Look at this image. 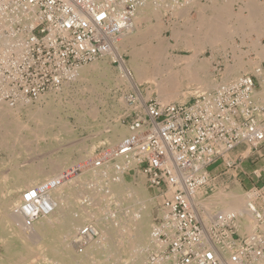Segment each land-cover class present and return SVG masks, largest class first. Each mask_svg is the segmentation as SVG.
<instances>
[{
    "label": "built area",
    "instance_id": "1",
    "mask_svg": "<svg viewBox=\"0 0 264 264\" xmlns=\"http://www.w3.org/2000/svg\"><path fill=\"white\" fill-rule=\"evenodd\" d=\"M144 2L0 0V102L36 100L68 82L76 69L116 52L114 44ZM258 80L262 85L264 63L189 103L161 105L146 99L124 119L130 135L110 150H98L92 167L101 168L114 157L131 161L134 166L127 165L122 174L136 172L163 200L155 225L160 230L152 233L162 248L154 251L158 254L150 264H264V182H258L264 176V154L258 156L263 165L251 173L254 185L245 189L256 208H251L256 226L250 234H238L234 212L206 221L197 202L212 164L234 166L228 155L239 145L263 149L264 103L253 97ZM35 192L22 194L21 211L30 224L42 215L30 209ZM95 235L83 227L76 246L82 248Z\"/></svg>",
    "mask_w": 264,
    "mask_h": 264
},
{
    "label": "bare ground",
    "instance_id": "2",
    "mask_svg": "<svg viewBox=\"0 0 264 264\" xmlns=\"http://www.w3.org/2000/svg\"><path fill=\"white\" fill-rule=\"evenodd\" d=\"M200 2L198 3L197 0L189 1L190 5L193 3V7L199 9L198 19L195 18L197 19L195 23L191 22L192 24H189L188 22L187 28L183 27L185 28L184 30H181L179 25L173 26L174 28L170 27V37L176 44L173 42L174 44H168V47H185L190 50V56L174 55V57L165 60L152 58L165 53V44L163 45L162 42L157 47L147 48L146 51L142 49L143 46H141V49H133L132 47L135 45V42H139L141 34L138 33L139 36L135 34L131 37L127 35L134 31V29L138 32L140 30V21L148 20L152 16L158 22L156 28H151L152 30L149 31V34L154 38H156L155 36L159 37L158 32L166 28H163L161 23H159L160 13L163 9L169 12L171 16L172 10L177 15L182 9L180 8V11H175L179 7L177 0H145L143 5L138 8L134 18L131 20V25L127 27V35L125 33L122 34L120 41L113 46L116 48V56L112 53L114 51H112L100 59H116L119 62L120 74L118 75V84L123 85L127 90L130 89L135 97L133 100L135 101L134 104L130 103L132 99L130 95L124 94L125 96L121 99L119 97V100L115 101V103L116 105H122V107H118V109L127 108L126 110L129 112L131 109L136 110L139 108L137 107L138 104H142L147 99L146 96L141 97L139 90V84L144 81L154 86L156 101L161 105L183 101L187 95L195 96L206 93L213 86V82L210 80L212 76L208 73V68L211 59L215 55L214 53H219L218 50L220 48L227 47V53L231 50L232 53L235 51L231 55L235 56L237 67L243 65L241 61L243 53L232 44L231 38L236 35L238 36L243 27H255L254 24L260 21L252 22L255 11L249 10L250 15L248 18H244L241 16V7L240 13L233 11V0H210L209 6L207 4L202 5ZM257 2L247 0L244 5H246V9H255L254 7H258V4L261 3L257 4ZM189 3L187 6H189ZM207 7L215 12L214 16L212 14V17L203 16V9H207ZM178 17L180 18V14ZM195 24H198V29H193ZM227 24L230 26H227ZM250 31L252 33V30ZM151 36L150 38H152ZM255 44L253 46L250 45V48H254L259 58H262L261 53L264 50L262 47L255 46ZM148 45L150 46V44ZM148 45L146 44V46ZM200 45L204 49L209 50L211 55L209 61L207 58V60L197 58L199 52H197L196 48H199ZM126 47L131 48L129 51L130 60L127 62L123 61L118 52L119 48ZM1 50L2 39L0 38ZM163 50L164 52L162 53ZM236 51L238 54H236ZM160 52L161 54L158 55ZM258 61L255 63H259ZM225 64L226 70L221 78V82L223 83L229 82V76L237 70V67L234 65L229 66L227 63ZM258 66L255 65V67ZM69 77V81L61 85V88H63V90L60 88L62 92H59L57 95L53 94V97L58 99V101H61L65 97L68 90L67 84L71 81H76L79 84L82 82L92 83L91 81L98 77L111 82L112 76L105 60L99 63L94 62L85 68L80 67L72 72ZM262 85L253 94L254 99L260 103H264V82H262ZM92 87H96L94 83ZM38 99V103H43L44 105L42 104L43 106L41 107L44 108H40L39 106V108L36 107L37 109L32 110L29 108V103L24 104L21 101L17 109L13 111L6 103L0 102V151L4 153L6 158V160H0V245L2 246L0 264H27V261L30 259H35L36 263L34 264H121L122 260L125 259H130L132 264H138L141 260L145 259H141L143 258L145 247L147 249L151 247L154 251L161 249L162 245L153 239L152 235L154 231H159L160 227L151 225L149 218V203L151 198H154L142 191L139 186L134 187L128 183L126 184L123 179L122 169L127 165H130V167L134 166L133 162H128L121 157H114V160H110L107 163L104 162L101 168L96 169L92 167L94 172L93 170L92 172L85 171L81 172V175L76 178H70L74 170H67L72 165L67 166L65 158H57L59 161H54L48 157L50 158L48 163L46 161L47 157L38 158L40 152L45 147L43 146L44 143L49 148L53 143H58L65 137L66 139L69 138L68 136L71 133L69 125L56 116L57 114L52 113V105L55 103V99L46 97ZM88 111L87 113H89ZM72 112L73 117L79 125L84 127L82 112L80 110ZM15 114L16 116L18 114L26 116L27 120L31 121V124L26 125L21 120H13ZM129 135L130 133L121 126L108 125L103 136L105 142H109L112 146H115ZM60 137L61 139H59ZM83 148L85 149V147ZM65 165L66 168L68 167L67 169ZM62 171L64 172L61 173ZM113 175L114 179H111L110 176ZM93 177L96 178V181L103 179V177L105 179L110 178L107 179V187L102 190H87L89 192L86 195H82V192L77 194L73 187L84 186V182L91 178L93 179ZM24 189L27 191L31 189L37 191V193L35 192L37 194L36 204L30 205V209L33 210L35 215L38 211L42 213V217L37 218V221L31 224L26 222L24 213L21 211L23 205L21 191ZM239 190L236 185L235 187L228 188L226 191H217L209 199L200 200V196H198L197 202L203 208L202 215L206 216V221L213 219L217 213H236L239 217L236 222L237 232L242 236L243 234L248 235L254 230L256 219L251 213V208H256L254 206L253 194L242 193ZM81 199L84 201L80 202ZM110 204L114 205L115 215L108 209ZM85 222L91 224L88 226L91 232H98V239L96 241L90 239L82 246L83 249H81L80 253H75L76 244L72 239L76 238L78 234L81 235L82 229L80 226ZM112 237L113 241L114 239H117V241L111 243ZM81 238L84 237L81 236ZM35 247L40 249L39 254L37 252V254L33 253L36 249ZM37 256L40 257H38L40 262L39 259H36Z\"/></svg>",
    "mask_w": 264,
    "mask_h": 264
},
{
    "label": "rangeland",
    "instance_id": "3",
    "mask_svg": "<svg viewBox=\"0 0 264 264\" xmlns=\"http://www.w3.org/2000/svg\"><path fill=\"white\" fill-rule=\"evenodd\" d=\"M189 1H191V0H189ZM189 1L188 0L187 1L186 0H177V3H178L179 7L177 9H175V11L176 10L180 11L182 9V11L178 12L177 15H175V12L172 10V16H171L169 14V12L164 11V9H163V11L160 13V22L159 23H161L163 28H165V27L166 28L161 30L160 32H158L160 38L158 36H155L157 38L156 39V38L152 37L149 34L150 30H152L153 28H156V24L158 22V20L156 18H153L152 16L148 20H144V21L141 20L140 21V23H139L140 30L138 32L134 29V31H132L131 33H128V35H127V31H126L125 34L128 37H131L132 35H135V34L139 36V34H141V36L139 37V42L136 41L135 45L132 48L133 49H136V48H140L141 49V46H143L142 49L146 51L147 48L157 47L162 42L163 45L165 44V49H164L165 53L163 55H160L161 54V52H160V53H158V55H160V56H156V57H152V58H155V59H160L161 58V60H165V59H169L170 57L171 58L174 57V55L175 56L176 55L184 56V57L185 56L186 57L190 56V54H191L190 50L185 48V47H182V46H177L176 47L174 45H173L174 47H172V46L168 47L169 45H172V44L175 43L174 40L170 37L171 28H174L175 26L179 25L181 30L182 29L184 30L185 28H187L188 22H189V24H192L191 22L195 23V21H197V19H198V18L195 19L194 17H192L190 15L189 12L191 10H192V12H197V10H198V13H199V9L193 7V3L190 5ZM183 2H186V3H183ZM197 2L198 3L200 2V4L204 3V5L207 4L208 6L210 5V0H197ZM188 3H189V6H187ZM166 4H164V5H166ZM190 6H191V8H190ZM184 7H186V8L184 9ZM207 9H209V8L207 7ZM183 10H185L186 12L183 11ZM209 10H211V9H209ZM182 13L185 14V15H183ZM179 14H180V18L178 17ZM167 18L173 20V24L171 26L170 25H166L165 19L167 20ZM227 26H230V25L227 24ZM146 27H148V28L146 29ZM183 27H185V28H183ZM193 29H198V24L197 25L195 24V27H193ZM165 31H167V32H165ZM168 31L170 32V35H169ZM150 36L152 38H150ZM143 37H145V38H143ZM142 38H143V40H141ZM231 39L233 41L234 37L231 38ZM145 43L147 45L150 44V46L149 45L146 46ZM202 43H203V41H202ZM196 49L195 50L197 52H199L198 55H197L198 59H200V60L203 59L204 60V59L207 58L208 61L211 59V55H210V52H209L208 49H204V47H202L201 45H200L199 48H196ZM226 49H227V47L226 48H220L218 50L219 54L221 53L220 55L219 54L218 55L220 57H222L224 59V61L226 60L225 63L227 62L228 59H230L226 55L227 54V50H228V49L227 50ZM130 50H131L130 47L119 48L118 52L120 53V56L122 57L123 61L127 62L128 60H130V55H129V53H130L129 51ZM164 50L162 51V53L164 52ZM252 51H255V49L253 48ZM112 53L115 55L117 52L114 51ZM255 53H256V51H255ZM162 56H163V58H162ZM225 56H226V58H225ZM105 60L107 61V64H108V67H109V72L111 73V76H112L111 77V82L106 81L103 78L102 79L98 78V77H97V79L94 78V80L91 81L92 83H90V82H82V83L79 84L76 81H71L70 83L67 84V87H68L67 93H66L65 97H63V99L61 101H58V99H55V97H53L54 93H55V95H57L59 92H62L61 89L63 90V88H61V87H60L61 89L59 88L60 90L56 89L54 91H49V92H46V93H44V94H42V95H40L38 97V98L46 97V98H54L55 99V103H53V105H52V107H53L52 108L53 109L52 113L55 114V115L57 114L56 116L61 118V120L64 123H67L69 125V130L71 131L70 136H68L69 138L66 139V137H65L60 142L53 143L52 145H50L49 148H47L46 147L47 146L46 143H44L43 146H45V147L40 152V156H38V158H41V157L42 158H46L47 157V160H46L47 163L50 160V158L52 160H54V161H59L57 158H61V157L65 158L66 162L68 163V164L67 163H65V164L67 166H71L72 165V167H69V168L67 167L68 169L66 168V165H65V168L67 170H70V169L74 170L73 173L70 175V178H76V177L80 176L81 172L82 173L85 172V171L92 172V170L94 172V169H92V161H93V159H95L94 157H96V155H97L98 151L96 149H98L99 146L101 145V143L99 141H101V140L104 141V136L103 135L105 134L106 127L108 125L109 126H117L118 125V126H121V127L125 128L127 130V128L125 127V124H124L126 120H124V119H126V117L128 115H130L132 112L139 111V110H132L131 109L128 112V110H126L127 108L118 109V107H122V105L121 106H120V104L116 105L115 101L119 100V97H120V99L123 98V96H125L124 94L131 96V94L133 95V93L131 92L130 89L127 90L123 85L118 84V80H119L118 79V75L120 74V70H119L120 65H119L118 61L117 62H113L115 59L111 60V59L107 58V59L97 60L95 62L99 63V62H102V61H105ZM258 62L259 63H254L253 65L254 66L255 65H260V62H262L261 63V65H262L264 63V58L260 59V61H258ZM93 63L94 62H92L90 64H87V65H85L83 67L85 68L87 66H90ZM208 70H207L208 73L211 74V76H212L210 78V80L213 82V86L206 93L198 94L199 96L200 95H205L207 93H210L211 91H213L217 87V85L218 86L219 85H225V84H229L231 82V81L224 82V83L221 82V78H222V76L224 74L221 72V70L219 68H216V70H215L214 69V65H212L211 62H210V66H209ZM214 70L216 72H214ZM114 76H115V78H114ZM93 83L95 84L96 87H92ZM260 87H261V85H260V82L258 80V84H256V88H260ZM139 90H140V93H141L142 97L146 96L147 99H155V101H156V92H155L154 86L152 84L147 83L146 81H144L141 84H139ZM0 93H2V90H0ZM198 95H195V96L194 95L193 96L192 95H187L185 97L186 99H183V101L173 102V103H170V104H185V103H189L194 98L198 97ZM38 98L36 100H32V101H29V102L23 101V103L24 104H26V103L28 104L29 103L30 104L29 108H31L32 110L39 108V106H40V108H44V107H41V106L44 105L43 103H42L43 105L38 103V100H39ZM21 101L22 100H17L16 103H14V101L9 103V102H7L6 99H4V101H1V102L6 103L8 106H10V109L14 111L15 109H17V107L21 103ZM81 101H82V103H81ZM58 104H60V105H58ZM123 107H125V106H123ZM133 107H134V105H133ZM74 110L75 111L76 110H80L82 112V115L84 116V123H83L84 127L82 125H79L77 120L73 117V114H72L73 112L72 111H74ZM124 110H125V112H124ZM87 111L89 113H87ZM95 111H96V113L94 114ZM261 119L264 121V113L263 112H262V115H261ZM13 120H16V121H20L21 120V122L25 123L26 125H30L31 124V121L27 120V117L23 116L22 114H20V115L18 114L17 116L15 114V117L13 118ZM59 139H61V137ZM105 144H107V145L110 144L107 147H104L106 149L108 148L107 150H110L111 148L114 147V145L112 146V144L109 143V142H107ZM92 145H93V147H92ZM102 146H103V144H102ZM83 147H85V149ZM55 149H57V150L55 151ZM101 149H103V148H101ZM48 151L50 152V154H49ZM263 154H264V150H263ZM78 156H80V157L82 156V157L80 158ZM48 157H50V158H48ZM3 159L6 160L5 155H4L3 152L0 151V160H3ZM259 163H258L257 167L260 168L263 165V161L261 160ZM218 164L219 163H217L216 165H218ZM232 168H227V167L223 168V167H221V169H220L221 172L220 173L218 172V173L219 174H223L224 172H226V171H228L229 169H232ZM211 169H212V166H210L209 169H208L209 170V182H208V184L206 185L205 188H203L201 190L200 194H198V196H200L199 197L200 200L201 199H209L215 193H217V191H220V190H222V191L225 190L226 191L228 188H232L233 186L235 187L236 185H237V189L238 190L240 189L239 190L240 192H242V193L246 192L245 189L241 188L239 186V184H237L236 182H232V181L231 182H227L226 180H224V182H223L222 181L223 175L219 176V174H217L215 172L212 173L213 175L212 174L210 175V170ZM63 172L64 171H62L61 173H63ZM135 173H134V171H129V172L125 173V174H122L123 175V179H124L126 184L128 183L129 185H132L134 187H138L139 186L142 191H144L145 193L151 195V197L154 198V199L151 198V201L149 203V206H150L149 207V215H150L149 218H150L151 225L155 226L156 225V217H157V214H158L159 205L162 203L163 200H161V198H160V196H159V194L157 192H153L152 190L148 189V187L145 184L144 179L141 176L136 175L137 173L136 174ZM113 177H114V175L110 176L111 179H114ZM110 178H107V179H110ZM262 178H263L262 181H258L259 183L260 182L261 183L264 182V176H262ZM95 179L96 178L93 177V179L91 178L88 181L84 182V184H83L84 186H80L82 188H80L78 186H76V187L74 186L73 189L77 192V194L78 193L80 194L82 192L81 193L82 195H84V194L86 195L89 192L87 190H90V189H95V190H100L101 189L102 190V189L107 187V179H105V177H103V179H100L101 181L100 180L96 181ZM39 184H37V185H39ZM250 187H248V188H250ZM248 188H246V189H248ZM25 191H26L25 189L22 190L21 191V195ZM81 198H84V197H81ZM83 201L84 200H82V199L80 200V202H83ZM108 209L111 210V212L115 215L114 205L110 204ZM41 217H42V215L38 216V219L41 218ZM203 217H204V219L206 218L205 215H203ZM207 217H209V216H207ZM35 221H37V220H35ZM89 225H91L89 222H85V223H83L80 226V228L82 229L83 227L89 226ZM95 234L96 235L92 238L93 241H96L98 239V235H99L98 232H96ZM113 237L111 238V243L117 241V239H114V241H113L112 240ZM72 240L74 242H76L77 238H74ZM35 248L36 249L33 251V253L37 254L38 252H40V249L38 247H35ZM81 249L82 248H80L79 246L78 247L75 246V250L76 251L75 250L74 251H75V253L76 252L80 253ZM146 249H147V247L144 248V250H143L144 251L143 258H141V259H144V258L145 259L141 260L138 264H150L151 259L155 255L158 254V253H155L154 250L151 247L150 248L148 247L147 250ZM167 250H168V245L165 247L163 253L166 254ZM1 253H2V246L0 245V254ZM38 257L39 256H37L36 259L40 258V257L39 258ZM122 261L123 262L121 264H126L127 262H128L127 264H132L130 259H128V260L125 259V260H122ZM39 262H40V259H39ZM34 263H36L35 259H30L29 261H27V264H34Z\"/></svg>",
    "mask_w": 264,
    "mask_h": 264
},
{
    "label": "crops",
    "instance_id": "4",
    "mask_svg": "<svg viewBox=\"0 0 264 264\" xmlns=\"http://www.w3.org/2000/svg\"><path fill=\"white\" fill-rule=\"evenodd\" d=\"M233 1H234V3H233L232 8H233V11L235 13L236 12L238 13L240 11V7H241L242 8L241 9L242 11H240L241 12V16L244 17V18H246V17L248 18V16L250 15V11L249 10H254L255 12L253 13V15H254V19L255 20L253 19L252 22L255 23L257 20H260V21H262V23H260V21L259 22L257 21L254 24L255 27H249V28L243 27V30L244 31L242 30L243 32L241 31L240 32L241 34L239 33L238 36L237 35L234 36V40H233L234 46H236V49L238 48L243 53V54L241 53L243 55L242 56V59H241V61L243 62V65H241L240 67H237V65H236V62H237L236 61V58H235V56L231 55V54H234L235 51L233 53H232V50L231 51H228V53L226 55L230 59H228L226 63L229 66L234 65L235 67H237V70H235L229 76V79H230L229 81H231V82H232V80L234 81L235 79H237L238 77H240V76H242L244 74H249L251 72V70L253 69V67H255L253 64L256 61H258V60L260 61V59L264 58V52L261 53L262 58L261 57L259 58V55L256 54L254 51H252L253 48H250L251 47L250 45L253 46L255 43H257L258 45L255 44V46H257L259 48L262 47L263 50H264V18H263L264 17L263 16L264 15V12H263L264 11V4H263L264 3V0H251V1H255V2L258 1L257 4L259 2H261V3L258 4V7H254L255 9H253V8L252 9L251 8L246 9L247 7L244 4L247 2V0H243V1L242 0H233ZM241 2H243V3H241ZM235 3H237V4H235ZM260 5H261V7H260ZM260 8H261V10L262 9L263 10L261 11ZM258 11H260V12H258ZM189 13H190V15L192 17L198 18L197 17L199 15L198 12H192V10H191ZM196 13H198V14H196ZM211 14H212V16L215 15V12L212 11V9L211 10H209V9H203V16L204 17H209V16L212 17ZM255 14H258V15H255ZM259 16H261L260 17L261 19L258 18ZM165 22H166V25H170L171 26L173 24V20H171L169 18H167V20L165 19ZM258 27H260V28H258ZM261 27H263V28H261ZM250 30H252V33H251ZM253 30H255V31H253ZM257 30H258V32H257ZM165 32H167V31H165ZM169 35H170V32H169ZM256 36H257V40H256ZM260 45H262V46H260ZM214 54L215 55L211 59V64L214 65V69L215 70H216V68H219L222 73H225V70H226L225 61L226 60L224 61V59L218 55L219 53H214ZM236 54H238L237 51H236ZM239 54H240V52H239ZM261 63L262 62H260V64ZM215 70H214V72H216ZM99 142L101 143V145L99 146L98 149H96L97 151L100 150L101 148H104V147H107L108 146L107 144H105L107 142H105L103 140H101ZM102 144H103V146H102ZM263 150L264 149H262V150H260L258 152H255V151H253V150H251L249 148H246V147H244L242 145H239V146L235 147L229 153V155H228V160L230 162H233L234 163V166H232L233 168L230 167L232 169H229L228 171L224 172L223 174H219L221 172V170H220L221 167L225 168L224 167L225 165L223 163H220V161H217L214 164H212V169L210 170V175L212 173H214V172L217 173V174H219V176H222L223 175V178H222V181L223 182H224V180H226L227 182H231V181L232 182H236L237 184H239V186L241 188L246 189V188L254 185V183H255V179L253 178V176H252L251 173H252V171L255 168H258L257 166H258V163L260 162V160L258 159V156L261 155V154H263ZM217 163H219V164L216 165Z\"/></svg>",
    "mask_w": 264,
    "mask_h": 264
}]
</instances>
